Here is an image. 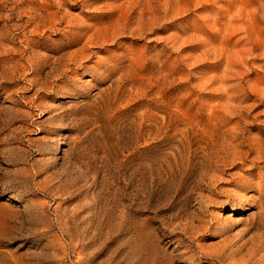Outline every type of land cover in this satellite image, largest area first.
<instances>
[{"label": "rangeland", "instance_id": "1", "mask_svg": "<svg viewBox=\"0 0 264 264\" xmlns=\"http://www.w3.org/2000/svg\"><path fill=\"white\" fill-rule=\"evenodd\" d=\"M259 210L264 0H0V264H258Z\"/></svg>", "mask_w": 264, "mask_h": 264}, {"label": "bare ground", "instance_id": "2", "mask_svg": "<svg viewBox=\"0 0 264 264\" xmlns=\"http://www.w3.org/2000/svg\"><path fill=\"white\" fill-rule=\"evenodd\" d=\"M176 150V149H175ZM190 152V151H189ZM177 153V152H176ZM171 154V153H170ZM172 154H174V153H172ZM178 155H179V163H178V165H180L181 166V168H182V170H184V171H186V166H185V161L187 160L184 156V153L183 152H179L178 153ZM169 157H171V155L169 156ZM168 158V157H167ZM163 160H164V158H163ZM166 161V160H165ZM174 161V160H173ZM176 161V160H175ZM204 161V160H203ZM188 162V161H187ZM200 162V161H199ZM210 162V161H209ZM201 163V162H200ZM165 164V163H164ZM161 166V165H160ZM159 166V167H160ZM164 167V166H163ZM165 167H167V166H165ZM177 167V166H176ZM147 168H149L148 166H147ZM174 168V167H173ZM139 169V168H138ZM168 169V168H167ZM171 169H172V167H171ZM202 169V168H201ZM136 171V170H135ZM156 171H158V170H156ZM170 171V170H169ZM185 173V172H184ZM150 174V173H149ZM202 174V173H201ZM156 175V174H155ZM171 176V175H170ZM174 176V175H173ZM198 176H199V174H198ZM205 176V175H204ZM202 177V176H201ZM204 179V178H203ZM172 181V180H171ZM197 181V180H196ZM200 181V180H199ZM202 182V181H201ZM180 183V182H179ZM191 192V191H190ZM193 194H195V193H193ZM197 194V193H196ZM198 196V195H197ZM199 203V202H198ZM201 203V202H200ZM205 203V202H204ZM228 204H231L232 205V203H228ZM205 204H203L202 206H204ZM236 205H241V203L240 204H236ZM201 206V205H200ZM262 207V206H261ZM235 210V209H234ZM262 211H264V210H262ZM260 212V210L258 211V212H255V213H252L251 214V222L250 223H247V224H249V225H247V232H249L250 231V229H252L253 228V224L255 223V224H257V225H259V224H263L264 222V212ZM190 215V214H189ZM189 217V216H188ZM176 218V217H175ZM191 219H194V216H193V218H191ZM249 219V218H248ZM178 220V219H177ZM196 220V219H195ZM195 220H193V221H195ZM175 222V221H174ZM178 222V221H177ZM191 222V221H190ZM201 222V221H200ZM189 223V222H188ZM195 223V222H194ZM186 224V223H185ZM190 224H192L193 225V223H190ZM179 225V224H178ZM188 226V228L190 227V229L191 230H193L194 228L192 227V226H190V225H187ZM196 227H199V225L198 226H196ZM184 228V227H183ZM258 228V227H257ZM263 228V227H262ZM189 229V230H190ZM221 229V228H220ZM197 230V229H196ZM223 232L226 230V228H225V226H223L222 227V229H221ZM220 230V231H221ZM259 230V229H258ZM182 231V230H181ZM184 231H185V229H184ZM187 231V230H186ZM190 232V231H189ZM196 233H197V231H196ZM186 235H187V233H186ZM189 235V234H188ZM192 236V235H191ZM226 237H227V235H226ZM250 237V236H249ZM194 238V237H193ZM249 240V239H248ZM232 241V240H231ZM245 241V240H244ZM246 242H247V240H246ZM242 243V242H241ZM244 243V242H243ZM226 244V243H225ZM241 245V244H240ZM244 245V244H243ZM249 248H247L248 250L246 251L247 252V257L250 259V258H252V257H254V256H258V260H257V263L258 264H264V249H261L262 247H263V245H264V228L260 231V233H258L257 235H255L254 237H252L251 236V239H250V241H249ZM197 246V245H196ZM246 246V245H245ZM241 247V246H240ZM240 247H238V249L240 248ZM243 247V246H242ZM198 248V247H197ZM227 248V247H226ZM226 248H224V249H226ZM230 248V247H229ZM228 248V249H229ZM232 249V248H231ZM237 249V248H236ZM235 249V250H236ZM237 249V250H238ZM242 249V248H241ZM222 250V249H221ZM216 252V251H215ZM228 253V252H227ZM229 253H231V252H229ZM240 252H238V254H239ZM242 253H244V252H242ZM242 253H241V255H242ZM243 255H245V254H243ZM202 256V255H201ZM226 256H230V255H226L225 254V252H222V253H218V254H211V255H207V257L210 259V260H218V258H223V257H226ZM246 256V255H245ZM244 256V257H245ZM232 257V256H231ZM255 258V257H254ZM192 258H189V261H192L191 260ZM225 259H223V261H224ZM227 260H229V259H227ZM233 260V259H232ZM244 260V259H243ZM188 261V260H187ZM220 261V260H219ZM231 261V260H230ZM248 261V260H247ZM247 261H246V263H247ZM222 262V261H221ZM241 263H243V262H241ZM240 263V264H241ZM254 263V262H253ZM220 264V263H219ZM254 264H256V263H254Z\"/></svg>", "mask_w": 264, "mask_h": 264}]
</instances>
